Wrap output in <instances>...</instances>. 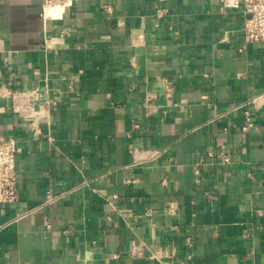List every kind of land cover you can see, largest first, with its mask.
<instances>
[{"label": "crops", "instance_id": "crops-1", "mask_svg": "<svg viewBox=\"0 0 264 264\" xmlns=\"http://www.w3.org/2000/svg\"><path fill=\"white\" fill-rule=\"evenodd\" d=\"M41 10L0 0V136L19 144L0 264H264V44L242 9Z\"/></svg>", "mask_w": 264, "mask_h": 264}, {"label": "built area", "instance_id": "built-area-1", "mask_svg": "<svg viewBox=\"0 0 264 264\" xmlns=\"http://www.w3.org/2000/svg\"><path fill=\"white\" fill-rule=\"evenodd\" d=\"M75 0H42V10L40 17L43 21L52 17L48 15L50 10H55L59 6L63 7L61 13L74 5ZM223 10L242 9L244 13V25L242 28L243 43L260 42L264 44V0H221ZM164 8H158V16L165 14ZM55 17V16H54ZM39 93V88L33 90ZM247 125L244 129L252 127L249 112H246ZM19 152L18 140L14 137L0 136V204L16 202L19 198V171L17 169V155ZM213 152H209V157H214ZM203 160V159H201ZM224 164L230 162V156H221Z\"/></svg>", "mask_w": 264, "mask_h": 264}, {"label": "bare ground", "instance_id": "bare-ground-1", "mask_svg": "<svg viewBox=\"0 0 264 264\" xmlns=\"http://www.w3.org/2000/svg\"><path fill=\"white\" fill-rule=\"evenodd\" d=\"M62 10H63V7L59 6L55 10H50L48 15H51V16H56L57 15V16H59L58 14H60Z\"/></svg>", "mask_w": 264, "mask_h": 264}]
</instances>
